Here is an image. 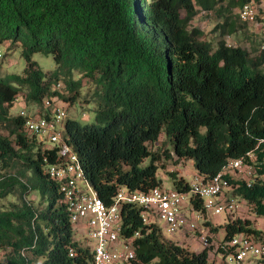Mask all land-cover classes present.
I'll return each mask as SVG.
<instances>
[{"label": "trees", "instance_id": "obj_1", "mask_svg": "<svg viewBox=\"0 0 264 264\" xmlns=\"http://www.w3.org/2000/svg\"><path fill=\"white\" fill-rule=\"evenodd\" d=\"M245 1L0 0V46L17 49L24 62L19 74H0V264L91 261L89 247L73 241L57 183L46 174L56 149H45L10 113L18 96L26 111L45 118L51 113L45 101L92 106L93 124L65 115L61 139L104 204L118 188L161 187L156 171L172 155L175 163L191 160L202 182L241 159L254 177L246 186L226 169L228 196L264 220V58L259 36L237 18ZM199 14L215 21L211 40L192 26ZM231 36L237 44L228 45ZM34 54L50 55L53 69L42 72ZM168 174L173 190L188 189ZM190 204L200 208L197 199ZM141 212L120 209V236L132 239L134 256L119 264H208L209 253L218 254L213 244L190 252L164 240L155 223H141ZM206 225L214 237L223 231L221 242L243 235L264 244V232L247 218Z\"/></svg>", "mask_w": 264, "mask_h": 264}, {"label": "built area", "instance_id": "obj_2", "mask_svg": "<svg viewBox=\"0 0 264 264\" xmlns=\"http://www.w3.org/2000/svg\"><path fill=\"white\" fill-rule=\"evenodd\" d=\"M240 22L252 27L260 38L259 50L264 58V0H247L236 11ZM256 31V32H255ZM229 45V43H228ZM13 104L20 105L18 116L24 119V129L33 135L42 145L47 141L51 146L45 149H56L57 162L46 167L48 178L57 183L62 204L67 214L68 222L73 231L80 229L92 241L90 264H119L133 258L134 252L130 240L120 236V209L123 205L138 207L142 210V224L161 222L166 233H181L191 235L197 244L206 247L214 245L223 261L228 264H261L264 259V244L243 235H235L227 242L214 241L206 225V213L212 216L222 213L231 214L235 211L230 198V187L224 177L225 170L238 174L249 186L254 177V169L249 163L238 159L231 161L223 172H218L206 182L194 175V183L186 191H176L155 187L148 191L129 192L118 188L109 205L104 204L94 193L84 177L80 163L70 148L61 139V130L65 112L59 105L44 102L45 107H51L47 118L41 117L34 110L30 115L21 106L20 98L15 97ZM53 106V108H52ZM60 125L59 130L56 126ZM246 159H252L251 154ZM260 179L264 180V163L261 166ZM191 199H197L200 208L194 210ZM264 226V220L261 221ZM137 237L134 234L133 238ZM121 244V249L115 245ZM74 252L68 251L72 258ZM258 260V262H252Z\"/></svg>", "mask_w": 264, "mask_h": 264}, {"label": "rangeland", "instance_id": "obj_3", "mask_svg": "<svg viewBox=\"0 0 264 264\" xmlns=\"http://www.w3.org/2000/svg\"><path fill=\"white\" fill-rule=\"evenodd\" d=\"M202 14H199L192 20V26L200 28L204 34L206 35L207 40H211L212 35L210 34V31L213 29V26L215 24V21L213 19H202ZM247 26V25H246ZM250 33H253V29L250 26H247ZM256 32V31H255ZM226 42L229 44H234L235 42L233 40V37L225 38ZM239 46L247 47V43L241 42L239 43ZM31 60L34 61L38 68L42 72H47L53 69V60L50 55H40V54H34L31 57ZM24 67L23 60L19 57L18 50L15 49L12 52H5L3 47L0 46V74L4 73H16L19 74L21 70ZM19 97V96H18ZM20 98V102L23 101L22 97ZM60 107L63 108L66 118L73 120L77 122L79 125H90L93 124V112H92V106L91 105H81L79 100L74 102L72 105H62L59 104ZM20 108V105L14 104L12 108L10 109V113L15 115L17 114L18 110ZM26 111V109H25ZM27 112L30 115H34V109H27ZM60 125L56 126V130H59ZM159 140L161 143H164L163 146L168 150V152L171 151V146L169 142L163 137V134L161 133L159 136ZM44 147H50L51 145L45 141L43 143ZM163 161V159H162ZM173 172L175 174V177L177 179H182L188 186L194 183L193 176L195 175L194 168L192 166L191 160H181L178 163H175L174 156L172 155L171 158L165 160L164 168L158 167L156 171V178L161 181V186L164 189H172V181L173 179L170 177L168 173ZM230 194V192H229ZM232 205L235 208V211L231 214H225L222 213L217 216H212L211 212L206 213V220L211 224V226H218L222 225L226 221V217H240V218H247L250 220L252 226L262 232H264V228L261 225L262 219L260 217L254 218V216L249 213L248 208L245 205V202L241 200L239 197H235L232 200ZM155 224L159 227L162 237L166 241H170L173 243H176L180 246H183L187 248L190 252H199L202 249V246L197 244V242L193 239L191 235H182L181 233H173L169 234L165 232V229H163V225L161 222L156 221ZM223 237V231L221 229L218 230L217 234L215 235L214 241H220ZM73 241L77 242L81 247H91L92 241H90L86 233L83 230H80L77 228V230H74L72 235ZM214 244V243H213ZM123 246L121 244L115 245V248L121 249ZM1 258V256H0ZM264 260V259H263ZM258 262V260H254L252 262ZM208 264H228L226 261H223L221 256L219 254L213 255L212 253H209ZM260 263V262H259ZM264 264V262L262 263Z\"/></svg>", "mask_w": 264, "mask_h": 264}]
</instances>
